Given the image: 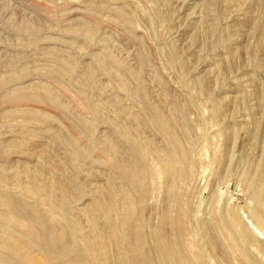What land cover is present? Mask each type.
I'll list each match as a JSON object with an SVG mask.
<instances>
[{"label":"rangeland","instance_id":"rangeland-1","mask_svg":"<svg viewBox=\"0 0 264 264\" xmlns=\"http://www.w3.org/2000/svg\"><path fill=\"white\" fill-rule=\"evenodd\" d=\"M261 220L264 0H0L3 257L264 264Z\"/></svg>","mask_w":264,"mask_h":264},{"label":"bare ground","instance_id":"bare-ground-1","mask_svg":"<svg viewBox=\"0 0 264 264\" xmlns=\"http://www.w3.org/2000/svg\"><path fill=\"white\" fill-rule=\"evenodd\" d=\"M163 121V120H162ZM176 142V141H175ZM177 144V143H176ZM136 146V145H135ZM147 150H148V148H146ZM180 149V148H179ZM142 151H144V150H142ZM146 152V151H145ZM148 153V152H147ZM146 153V154H147ZM170 164V163H169ZM166 166H168V164L166 165ZM129 168V167H128ZM131 169V170H130ZM130 171L131 172H133V170H132V168L130 167ZM127 171H128V173H129V170L128 169H126ZM126 170H125V173H126ZM130 172V173H131ZM129 173V174H130ZM133 174V173H132ZM125 175H127V173L125 174ZM131 175V174H130ZM129 175V176H130ZM133 176V175H132ZM125 177V176H124ZM131 178V179H130ZM129 179L128 178H126V180H128L129 182L132 180L133 181V179H132V177H130ZM135 178V180H137L136 179V177H134ZM137 178H139V177H137ZM132 183V182H131ZM136 183V182H135ZM135 183H133V184H135ZM136 185V184H135ZM132 186V185H131ZM92 210V212H95L96 210H97V207L96 208H92L91 209ZM31 215H36V213L35 212H32L31 213ZM91 217H92V214H91ZM121 218V217H120ZM62 219V218H61ZM92 219H93V217H92ZM127 219V218H126ZM121 220V219H120ZM120 220H119V224H121V223H124V222H120ZM126 221V220H125ZM260 221V220H259ZM118 223V222H117ZM118 225V224H117ZM116 225V226H117ZM119 226H121V225H119ZM261 226L263 227V229H264V221H262L261 220ZM118 227V226H117ZM119 232H117L116 230L114 231H112L111 232V236H110V239H112L111 241L112 242H115V243H120V242H118V241H120V239L122 238L121 236H119V234H118ZM121 233V232H120ZM158 233V232H157ZM121 235V234H120ZM158 235V234H157ZM157 235H156V238H157ZM120 237V238H119ZM163 238V237H162ZM157 240H159L158 241V243L156 244V246L158 245V249L161 251H157L158 253L160 252L161 253V258H163L166 262H171V260H172V256H173V254H175V256H178L181 260H182V253H181V251H179L178 249H171V248H174V247H172V246H174V245H171V248L170 247H168L167 246V244L166 243H164L163 241H162V239H157ZM163 240H165V239H163ZM157 242V241H156ZM165 242H166V240H165ZM107 244V243H106ZM10 245V244H9ZM28 245V244H27ZM39 245H42V248H43V250H44V253H46V255H51L52 253L47 249V245H46V243H45V241L43 240V239H40L39 238ZM13 246L16 248V250H18V251H20L21 252V257H20V259H18L17 261H15V260H11V259H9V258H6V257H3V255L1 254L2 253V251H1V253H0V264H43V262L40 260V259H38V258H36V257H34V255L32 254L31 255V253L29 252V249H27L28 247L27 246H25V247H23L22 245H19L18 243H17V241L15 240L14 242H13ZM13 247V249H15ZM176 247V246H175ZM182 247V246H181ZM8 248H10V247H8ZM156 248V247H155ZM93 249V248H92ZM92 249H89L88 247H86V249H85V251L86 252H89V256H90V260H87V261H85V262H83V263H70V264H129V261H128V259L126 258L127 256L122 252H120V251H116L114 254L112 253H110V251H109V249H104V251H103V259L101 260V263H97L96 262V260H99L97 257H96V253H95V251H93ZM61 250H64L65 251V249H61ZM156 250V249H155ZM5 253V252H4ZM60 253H61V251H60ZM159 253V254H160ZM181 253V254H180ZM59 254V253H58ZM185 254V253H184ZM18 255V254H17ZM64 255V254H63ZM155 255V254H154ZM59 256V255H58ZM152 256V255H151ZM8 257H11V256H8ZM52 257V256H51ZM60 258V257H59ZM137 258H138V260H137ZM51 259V258H50ZM175 259V258H174ZM134 260V264H152V262L154 261V260H152V258H150V257H148L147 255H145L144 253H142V252H137L136 253V255H135V258L133 259ZM50 261V260H49ZM187 261V260H186ZM173 262V261H172ZM48 263V262H47ZM130 263H132V262H130ZM153 263H155V262H153ZM191 263V262H190ZM168 264V263H167Z\"/></svg>","mask_w":264,"mask_h":264}]
</instances>
